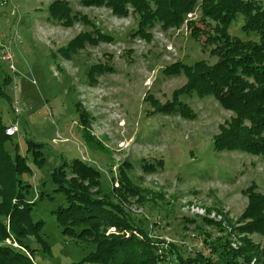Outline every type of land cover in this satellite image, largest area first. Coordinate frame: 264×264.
Returning a JSON list of instances; mask_svg holds the SVG:
<instances>
[{"label": "rangeland", "instance_id": "374dc122", "mask_svg": "<svg viewBox=\"0 0 264 264\" xmlns=\"http://www.w3.org/2000/svg\"><path fill=\"white\" fill-rule=\"evenodd\" d=\"M83 1L0 0V93L10 98L0 96V115L8 128L18 123L15 143L7 148L13 154L17 146L31 168L21 177V198L13 199L12 205H31L33 219L44 222L38 237L24 218L17 219V237L10 231L12 219L0 187V219L12 234L3 244L38 264H95L92 254L110 246L101 245V239L133 237L151 240L160 256H175L181 249L184 258L201 252L211 264H228L220 256L211 257L204 248L206 239L230 257L244 250L251 264H263L264 234L251 226L264 218V207L256 217L249 214L256 201L264 199V159L228 149L223 142L215 145L232 130L236 114L213 98L184 95L181 100L194 118L156 110V104L171 103L188 82L182 73L166 74L167 68L218 62L210 54L212 48H202L205 36L194 38L187 25L168 31L156 25L147 31L149 38L136 37L141 17L132 10L130 17L118 18L108 8H88ZM246 1L264 5V0ZM65 10L73 18L66 25L57 20ZM201 19V11L189 16L206 30ZM243 25L239 17L230 35L257 40L242 31ZM89 34L95 43L86 41L77 54L65 55L73 42ZM100 34L112 40L99 39ZM98 65L107 72L94 82L89 70ZM5 75L12 80L6 81ZM81 114L91 119V141L83 132ZM29 141L43 145L45 164H35ZM75 160L100 171L98 184L80 180ZM65 163L61 182L76 181V189L121 208L128 231L101 228L98 237L83 241L63 236L54 212L66 205L65 195L57 191L52 175ZM121 172L134 194L115 191L121 186ZM169 264L179 262L175 258Z\"/></svg>", "mask_w": 264, "mask_h": 264}, {"label": "trees", "instance_id": "16d2710c", "mask_svg": "<svg viewBox=\"0 0 264 264\" xmlns=\"http://www.w3.org/2000/svg\"><path fill=\"white\" fill-rule=\"evenodd\" d=\"M83 4L88 8H108L118 18L130 17L132 10L133 13L141 17L138 29L134 31L136 37L149 38L147 31L156 25H160L164 31L180 29L187 25L194 38L197 39L204 35L206 40L202 48L204 50L212 48L210 54L218 58V62L214 65H209L205 61H199L193 65L178 63L172 68H167L164 71L166 74L182 73L187 77L188 82L176 93V97L171 103L165 106L156 104V110L164 115L178 114L188 120L194 116L181 100V96L213 98L222 108L236 114V118L232 122V130L225 132L222 140L217 139L215 145L223 142L228 149H242L264 159V5L261 2L246 0H84ZM65 11L63 15L59 17L57 15V20H62L64 25L73 19L69 10ZM198 11L202 13L200 21L205 24L206 30L197 27L195 20H189V16ZM239 17L244 20L242 31L255 36L257 40L242 41L230 35V28ZM83 20L87 24L93 25L86 17ZM97 34H99L98 31ZM100 38L112 40L111 37L102 34H100ZM86 41L95 43L90 34L83 38L79 37L70 45L71 49L69 48L66 52L68 54L65 55L71 57L72 53L77 54L76 49L79 46L81 48ZM89 72L93 78L92 81L96 82L97 76L107 72V69L98 65L91 67ZM5 79L9 82L12 80L9 75H5ZM0 96L10 101L4 92L0 93ZM78 106L77 104L76 107ZM79 117L80 122L86 127L83 131L86 140L88 138L91 141L93 138L88 131L91 119L82 114ZM16 124L18 126V123ZM7 129L8 126L4 124L3 117L0 115V187L6 198L5 209H8L12 219L13 228L10 231L19 237L20 231L16 230L13 224L17 222V219L23 220L24 218L28 228L36 231V236L41 237L40 232L44 222L33 219V207L31 205L24 207L20 201L17 202V205H12L13 199L21 198V193L18 191L20 186L23 187L21 177L28 174L31 168L27 157L20 154L17 146L13 154L7 148L8 144L15 143L14 138L18 135L19 128L18 133L14 136L8 135ZM42 148L43 145L29 141V152H33L35 164L39 166L45 164L46 161ZM39 157H41V162ZM73 166L76 168L80 180L86 181L92 186L95 183L98 184L96 179L101 174L98 169L79 160H75ZM66 167L67 163L61 168L55 169L52 175L53 181L58 185L57 191L65 195L66 205L60 206L54 212L59 226L62 228L63 236L83 241L84 239H95L104 228L107 230L114 227L117 230L128 231L129 223H125L124 212L121 208L109 205V201L104 199L105 197L95 199L84 189H76L75 186L78 183L76 181L71 185H64L61 182L60 177ZM153 167L150 164L146 165L149 171H154ZM125 175L124 172L120 173L121 186H118L119 190L115 189V191L122 189L126 193L134 194L135 190L130 187ZM263 207L264 199L256 201L249 215L256 217ZM253 222L251 227L254 228V231H261L264 234V218ZM11 237L12 234L8 232L7 226L0 219V264H38L31 260L26 253L3 244ZM19 240L21 241L20 238ZM204 243H206L204 248L210 251L211 257L220 256L228 264H251V255H245L244 250H241L243 253H234L230 257L231 253L228 254L225 249L222 250L217 245L207 244L206 239H204ZM107 244L110 246L92 254V263L169 264L175 258L179 264L212 263V259L207 258L201 252L196 253L195 257L184 258L180 252L181 249L176 251L175 256H172L173 254L171 257H166V254L160 256L149 239L142 241L134 240L133 237L127 239L114 236L101 239V245ZM173 246L176 247V245ZM173 251L172 247L171 252ZM238 255L243 258V262L237 260L239 259ZM262 259L264 261V248Z\"/></svg>", "mask_w": 264, "mask_h": 264}, {"label": "built area", "instance_id": "2783aa9c", "mask_svg": "<svg viewBox=\"0 0 264 264\" xmlns=\"http://www.w3.org/2000/svg\"><path fill=\"white\" fill-rule=\"evenodd\" d=\"M18 133V126L12 125L7 129V134L10 136H14Z\"/></svg>", "mask_w": 264, "mask_h": 264}]
</instances>
